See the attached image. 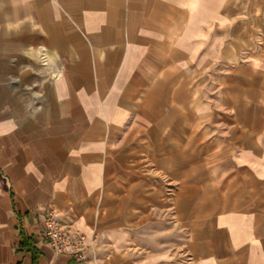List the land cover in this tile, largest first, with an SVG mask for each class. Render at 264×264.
<instances>
[{
	"label": "crops",
	"instance_id": "1",
	"mask_svg": "<svg viewBox=\"0 0 264 264\" xmlns=\"http://www.w3.org/2000/svg\"><path fill=\"white\" fill-rule=\"evenodd\" d=\"M0 264H264V0H0Z\"/></svg>",
	"mask_w": 264,
	"mask_h": 264
},
{
	"label": "built area",
	"instance_id": "2",
	"mask_svg": "<svg viewBox=\"0 0 264 264\" xmlns=\"http://www.w3.org/2000/svg\"><path fill=\"white\" fill-rule=\"evenodd\" d=\"M41 237L56 254H63L77 262L86 259L91 242L86 235L68 224L61 222L57 213L48 208L41 220Z\"/></svg>",
	"mask_w": 264,
	"mask_h": 264
}]
</instances>
